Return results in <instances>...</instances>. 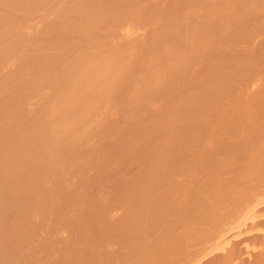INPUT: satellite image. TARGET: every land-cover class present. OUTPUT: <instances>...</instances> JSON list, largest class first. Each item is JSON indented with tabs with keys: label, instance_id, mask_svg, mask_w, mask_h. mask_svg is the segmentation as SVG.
I'll list each match as a JSON object with an SVG mask.
<instances>
[{
	"label": "bare ground",
	"instance_id": "bare-ground-1",
	"mask_svg": "<svg viewBox=\"0 0 264 264\" xmlns=\"http://www.w3.org/2000/svg\"><path fill=\"white\" fill-rule=\"evenodd\" d=\"M0 264H264V0H0Z\"/></svg>",
	"mask_w": 264,
	"mask_h": 264
}]
</instances>
